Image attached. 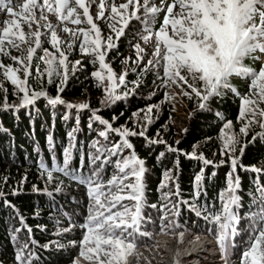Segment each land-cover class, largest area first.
I'll use <instances>...</instances> for the list:
<instances>
[{
	"label": "snow or ice",
	"instance_id": "obj_1",
	"mask_svg": "<svg viewBox=\"0 0 264 264\" xmlns=\"http://www.w3.org/2000/svg\"><path fill=\"white\" fill-rule=\"evenodd\" d=\"M94 5L97 8L95 16L91 12ZM0 12L9 17L0 21V57L13 61L6 65L0 60V72L13 86L19 101L9 104L5 96L0 110L18 111L35 106L37 101L44 99L52 108L66 106L67 109H75L77 125L80 123L79 113L89 111V129L98 123L102 126L98 137L109 141L110 136L115 134L119 138L110 144L95 140L90 145L87 157L90 167L85 172L83 158L79 167L71 166L78 132V128L74 127L67 133L68 145L62 150V160L57 162L53 155L50 164L43 160L40 162L41 175L48 184L55 185V192L63 191V180L54 175L57 173L85 187L89 205L85 220L79 225L82 238L78 242L70 241L69 245L58 240L39 245L36 240L29 239L17 248V264H33L36 258L33 249H46L50 244L60 249L78 247V255L72 264H80L81 259L88 264H128L127 258L136 254L137 238L150 235L142 230L145 223L147 168L144 159L136 154L130 142V138L136 136L144 137L150 144H163L167 152L182 154L203 165L193 178L191 200L180 198L177 170L165 169L163 172L159 185L165 201L161 206L164 213L161 216V232H171L183 240L184 231H176L183 226L176 218L180 215L181 206L186 205L190 212L210 226L208 231L214 234L222 264H231L234 238L243 219L238 169L264 172V169L254 166L246 168L240 162L248 143H255L258 139L264 142V63L258 69L246 64L247 60L255 62L259 59L258 54H264V0H122L120 3L116 0H0ZM50 17L55 19V24ZM101 22L111 34L103 35L99 26ZM133 22L142 25V30L137 33L142 43L133 45L135 60L128 58L124 61L128 65L131 60L135 67L130 71L138 77L131 81L132 87H129L126 79L129 69L126 67L118 74L106 58L109 52L118 47V41L126 35ZM57 28L67 34V40L61 39ZM45 42L50 44L53 51L43 47ZM148 45H151L150 53L146 51L145 46ZM77 46L80 54L87 56L96 69L90 75L96 87L104 92L102 104L110 107L127 99L140 87L143 75L155 71L160 87L168 89L175 86L180 89L179 93L166 91V101L182 95L189 100L195 99L197 109L203 111L208 109L213 99L224 95L225 90L239 97L238 120L242 125L239 133L232 131V121L223 123L220 131L221 159L217 163L203 153L198 154L195 147L192 152L184 153L168 145L165 140L149 138L147 127L153 122L154 110L158 105H149L133 113V117L137 118L136 127L139 128L135 130L127 126L113 127L112 122L102 118L99 110L92 109L87 102H66L60 93L64 92L70 77L82 66L80 60L74 63L69 61V55ZM12 50L21 54L12 55ZM38 50L42 55H38ZM33 67L36 78H46L48 84H56L57 94L54 97L43 88H31L29 79L33 77ZM233 77H243L249 81L247 93L241 94L232 86ZM0 90L7 92L2 85ZM217 116L222 119L220 113ZM64 119L67 120L68 116H64ZM253 126H258L261 131L253 136L252 141L241 144L240 136L247 137ZM47 142L54 150L52 135L47 137ZM164 156L165 152H160L157 159ZM176 163L178 169V158ZM224 164L230 169L226 174V187L217 194L219 208L209 210L207 205L198 203L207 196L209 174L206 168H218ZM109 167L113 171L105 181L104 175ZM216 175V172L210 173L212 177ZM255 183L253 202L259 201L260 207L250 216L251 234L240 251L239 264H264V184L260 183L259 178ZM33 191L40 189L34 186ZM44 192L53 196V191L44 189ZM18 194L15 190L12 192V195ZM8 206L15 209L10 202ZM35 215L38 216L39 212ZM16 216L21 227L14 231L26 229L31 234L26 218L18 209ZM74 228L75 225H66L58 230L57 235L71 232ZM176 264H179V253Z\"/></svg>",
	"mask_w": 264,
	"mask_h": 264
},
{
	"label": "trees",
	"instance_id": "obj_2",
	"mask_svg": "<svg viewBox=\"0 0 264 264\" xmlns=\"http://www.w3.org/2000/svg\"><path fill=\"white\" fill-rule=\"evenodd\" d=\"M116 2L120 3L122 0H116ZM50 19L52 22L55 20L51 17ZM100 26L102 32L105 33L104 36L111 34L103 22L100 23ZM70 27L74 26L70 25ZM141 30L142 25L133 22L130 29L126 30V35L118 41V47L109 52L106 58L118 74L123 72L126 67L129 69L126 78L129 81V87H132L131 81L138 79L137 74L130 71V69L135 67L131 63V60H135L133 45L142 43L137 35ZM61 32L59 29L58 33ZM66 37L68 39V36ZM148 46H146V49L149 48ZM43 47L53 51L50 44L46 42ZM147 51L150 53L151 48ZM12 53L14 54L13 50ZM38 55H42L39 50ZM258 55L259 57L264 56V54ZM128 58H131V60L128 65H125L124 61ZM0 60L6 65L11 62L8 57H0ZM76 60H80L82 66L75 75L70 77L64 92L60 95L68 103H71V101L79 102V100L89 103L92 109L99 110L98 114L102 118L112 122L113 127L127 126L139 130L136 127L137 118L133 117V113L138 112L140 109H146L149 105H158L159 107L154 110L153 122L147 127L149 138L165 140L168 145L176 147L184 153L192 152L195 147L198 154L203 153L208 159L218 163L221 159L219 155L221 146L220 131L223 123L232 121V131L235 133H239V128L242 126L238 120L240 98L227 90L221 97L213 99L208 109L203 111L197 109L195 99L189 100L182 96L190 116L188 122L186 121L187 123L185 122L183 125L184 127L176 126V109L178 108L175 102L176 99L172 101L164 99V93L166 91L171 93V88L165 89L159 86L160 81L157 79L155 71L144 74L140 87L127 99L108 107L101 103L104 99V92L96 87L95 80L90 75L96 69L89 62L87 56L80 54L78 46L69 55V61L74 63ZM246 64L258 69L260 60L254 62L249 59ZM32 71L33 77L29 79L31 88L35 90L43 88L54 97L57 94L56 84H48L46 78H36L35 67ZM231 83L241 94L248 92L249 81L245 78L233 77ZM0 85L7 90L6 93L0 90V106L5 102V96H7L9 104L19 103L14 94L13 86L5 80L2 72H0ZM122 91L123 89H121ZM173 107L175 108L174 111ZM217 113L221 114L222 119L217 116ZM77 115L75 109H67L66 106L52 108L44 99L37 101L35 106L21 108L18 111L15 109L0 110V193H3L0 196V264H17L15 260L17 248L29 239L36 240L39 245L57 240L62 244L69 245L70 241L75 240L78 242L82 238V229L79 225L84 222L87 214L84 208L87 199L85 187L57 173L54 175L63 180V191L57 193L54 191L55 185L48 184L45 177L41 175L39 164L42 160L46 164H50L53 155L56 157L57 162L62 160V150L68 145L67 133L74 127L78 128V132L76 133V148L73 150L71 166L73 168L79 167L81 158H83V170L85 172L90 167L87 159L90 145L97 139L102 144H110L119 138L112 134L109 141H104L103 138L97 135L102 130V126L94 123L93 128H88L91 115L89 111L85 110L79 113L80 123L78 125L76 124ZM64 116H68V119L65 120ZM260 131L261 129L258 126H253L247 137L240 136L241 144L252 141L253 136ZM49 135L53 137L54 150L47 142ZM130 142L133 143L136 154L144 159L147 168L145 175V223L142 225V229L154 236L163 233L158 226L161 225V216L164 215L161 206L165 201L162 199L159 185L163 179L165 169L177 170L180 198L191 200L193 178L203 165L201 162L188 159L182 154L177 155L167 152L163 144H150L144 137H131ZM177 142L179 143L177 144ZM160 152H165V156L157 159ZM177 158L179 160L178 169ZM240 162L246 168L254 166L264 169V142L258 139L255 143H248ZM229 170L227 164L218 168L212 166L206 168V173L209 174L206 186L207 196L198 201L200 205H207L209 210L219 208L217 194L226 187V174ZM112 171L111 167L107 169L104 175L105 181L110 178ZM211 172H216L217 175L212 177L210 176ZM238 174L241 177L240 194L242 195L241 212L243 219L238 227L239 238L236 240L234 250L236 256L246 246L248 236L251 234L252 221L250 216L258 211L260 207L259 201L253 202L257 178L260 179L261 184H264V172L255 173L238 169ZM34 186L39 188L40 191L34 192ZM44 189L53 191V196H48ZM14 190L19 194L12 195ZM164 191H167V189H164ZM8 202L14 205L15 209L10 208ZM153 204L157 207H151ZM17 209L26 218V222L32 230L31 234L26 229L19 232L14 231V229L21 227L16 216ZM36 212H39L38 216L35 215ZM176 219L181 222L182 226H185L182 219H185L188 224L194 221L197 222V226L205 227L203 234H207L210 227L202 218H197L194 213L190 212L186 205L181 206L180 215ZM66 225H75V228L71 232L57 235L58 230ZM197 226L193 229L194 232ZM196 232L195 234H198ZM164 233L173 235L171 232ZM207 235L214 236L210 232ZM14 236L15 240H13ZM137 239L136 244L142 245L144 243L145 239L139 237ZM33 251L36 257L33 264H72V261L78 255L79 248L68 246L60 249L54 244H50L46 249L37 247ZM234 253L232 249L230 254L231 264H239V257L234 258Z\"/></svg>",
	"mask_w": 264,
	"mask_h": 264
},
{
	"label": "rangeland",
	"instance_id": "obj_3",
	"mask_svg": "<svg viewBox=\"0 0 264 264\" xmlns=\"http://www.w3.org/2000/svg\"><path fill=\"white\" fill-rule=\"evenodd\" d=\"M91 12H92V15L95 16L96 12H97V8L96 6L94 5L93 8L91 9ZM9 17H7L3 12H0V19L1 20H5V19H8ZM52 23H56V21L54 20ZM100 26V25H99ZM101 27V26H100ZM60 28H57V32ZM25 30H27V28H25ZM43 31V29H42ZM61 32V30H60ZM60 36H61V39L63 40H67L66 36L67 34H64L63 32L61 33H58ZM103 35H105V33H103ZM146 47V46H145ZM149 48H151V45L148 46ZM27 48V45L25 46V49ZM148 48V49H149ZM146 49V51L148 50ZM133 51H134V56H136V53H135V50L133 48ZM14 54L12 53V55H20L21 53H18L17 51L13 50ZM26 55V51L24 53ZM259 60H260V65L261 63H264V56H260L259 57ZM13 61H11L9 64H12ZM13 88V87H12ZM14 89V88H13ZM179 88L173 86L171 87V93H179ZM176 104L178 106V108L176 109V121H175V125H179L181 127H184L183 125L185 124V122L189 120V116H190V112L188 110H186V107H185V101H184V98L182 97V95H176ZM85 101L84 100H79V102L77 101H71L72 104H79V103H84ZM186 122V123H187ZM156 139V138H154ZM88 205H89V200H88V197L86 199V203L84 204V208L86 209V213H87V208H88ZM182 222L185 226H183L182 230H185V231H193V229L195 228V226H197V222H192L190 224H188V222H186L185 219H182ZM178 223H181L180 221H178ZM159 229H161V225L158 226ZM152 237V235H149L147 238L150 239ZM179 238H177L176 240H178ZM159 246V244L157 245ZM140 249V248H139ZM139 249H136V257H133L132 255L130 257L127 258V261H128V264H169L171 263L170 261L169 262H163V260L159 257H155L153 255H149L146 254V253H141ZM166 252V250H164ZM152 253V252H151ZM155 253V252H154ZM166 255V254H165ZM167 257V255H166ZM83 263V261H81ZM219 263V261L217 262V264ZM85 264V263H83Z\"/></svg>",
	"mask_w": 264,
	"mask_h": 264
},
{
	"label": "built area",
	"instance_id": "obj_4",
	"mask_svg": "<svg viewBox=\"0 0 264 264\" xmlns=\"http://www.w3.org/2000/svg\"><path fill=\"white\" fill-rule=\"evenodd\" d=\"M177 241L178 240L176 239L163 237V239L160 238L159 242L153 248H149V246L147 245V247H142L139 250L141 253H146L148 255L150 254L157 258L160 257L163 260V262H169L171 260L170 261L171 263L169 264H176V260H177V257H173V254L170 253V248L172 247H173L172 250H175L176 254L179 253V264H200L202 262V259H204V261L207 260L206 257H203V253L201 251L202 249L199 247L198 242L191 243L188 241L184 244H181L179 247L180 249H178V247L176 246ZM158 244L159 246H157ZM165 249L166 252L164 251ZM182 250L184 254L181 253ZM159 251H162L163 254L159 255L158 253ZM165 254L167 255V257ZM190 255H193L192 259H188V256ZM214 260L215 259H213L212 261Z\"/></svg>",
	"mask_w": 264,
	"mask_h": 264
},
{
	"label": "bare ground",
	"instance_id": "obj_5",
	"mask_svg": "<svg viewBox=\"0 0 264 264\" xmlns=\"http://www.w3.org/2000/svg\"><path fill=\"white\" fill-rule=\"evenodd\" d=\"M161 239H163V238L161 237ZM181 244H184V239L181 241L180 238H179L178 241H177V244H176V246L178 247V249H180L179 247H180ZM198 244H199V247H200V248H202V249L204 248V245H203L202 243H198ZM197 247H198V246H197ZM172 248H173V247H172ZM172 248H170V253L173 254V257H177L176 251H175V250H172ZM165 250H166V249H165ZM196 252H197V251H196ZM198 252H199V250H198ZM158 253H159V255L163 254L162 251H159ZM181 253L184 254L183 250H182ZM159 264H160V263H159Z\"/></svg>",
	"mask_w": 264,
	"mask_h": 264
}]
</instances>
